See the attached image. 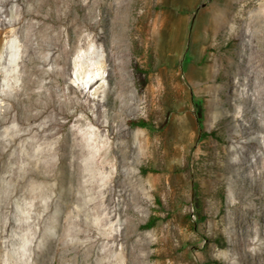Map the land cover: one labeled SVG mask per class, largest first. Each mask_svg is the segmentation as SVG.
Segmentation results:
<instances>
[{
    "label": "rangeland",
    "instance_id": "rangeland-1",
    "mask_svg": "<svg viewBox=\"0 0 264 264\" xmlns=\"http://www.w3.org/2000/svg\"><path fill=\"white\" fill-rule=\"evenodd\" d=\"M104 1L90 23L99 20L92 42L101 53L102 105L121 132L123 200L106 209L107 220L91 216L103 262L244 264L241 252L245 264H264V176H242L244 187L226 153L253 130L256 100L241 97L253 93L264 109V0H119L118 8ZM9 34L3 31L0 49ZM119 89L129 96L122 105ZM236 106L235 115H249L247 130L236 132ZM138 118L153 128L130 124ZM11 214L19 218L14 208ZM235 221L242 222L232 229ZM17 224L2 238L5 264H34L23 249L34 229Z\"/></svg>",
    "mask_w": 264,
    "mask_h": 264
},
{
    "label": "bare ground",
    "instance_id": "bare-ground-1",
    "mask_svg": "<svg viewBox=\"0 0 264 264\" xmlns=\"http://www.w3.org/2000/svg\"><path fill=\"white\" fill-rule=\"evenodd\" d=\"M113 3L119 7V0ZM74 6L85 11L82 16H76ZM98 7L105 1L0 0V38L10 30L0 49V264L8 252L2 238L18 220L34 229L23 247L34 264H95L93 255L105 264L91 216L105 221L106 209L123 200L122 144L113 114L102 105L105 82L95 67L101 53L92 40L99 20L90 21ZM3 9L8 18L1 15ZM252 94L241 98L256 100L253 120L245 111L235 115L238 106L232 116L239 122L236 132L247 130L244 119L253 130L226 152L231 172L246 188L242 176H264V133L257 134L264 130V109ZM116 98L122 105L129 96L119 89ZM13 208L19 218L11 214ZM235 222L232 229L242 221ZM244 254L239 252L238 259L245 264L250 259Z\"/></svg>",
    "mask_w": 264,
    "mask_h": 264
},
{
    "label": "trees",
    "instance_id": "trees-1",
    "mask_svg": "<svg viewBox=\"0 0 264 264\" xmlns=\"http://www.w3.org/2000/svg\"><path fill=\"white\" fill-rule=\"evenodd\" d=\"M129 122H130V124L135 125V126L153 128V124L144 118L131 119V120H129ZM155 224H156V219L153 217L147 222V224H145V226L146 227H153Z\"/></svg>",
    "mask_w": 264,
    "mask_h": 264
}]
</instances>
